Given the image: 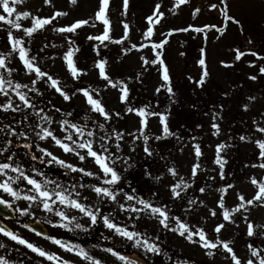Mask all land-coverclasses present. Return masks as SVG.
Wrapping results in <instances>:
<instances>
[{
	"label": "rangeland",
	"instance_id": "1",
	"mask_svg": "<svg viewBox=\"0 0 264 264\" xmlns=\"http://www.w3.org/2000/svg\"><path fill=\"white\" fill-rule=\"evenodd\" d=\"M148 1L149 0H129V7L125 13L123 0H110L107 16L110 20L111 40L100 43L99 41L88 39L89 36L101 35L104 31L105 26L103 22L95 19V13L100 7V0H77L76 4H72L71 0H52L51 4H45L44 0H23L22 3L15 5L17 11H29L32 15L27 18H20L19 23L22 27L19 30L8 25L6 22L0 21V39L4 31H9V29L16 31L15 33L17 34L12 32L13 35L22 38L24 44H26L24 45L25 48L29 49V56L36 57L35 63H38L42 70L47 71L49 74L58 78L61 81V86L70 93L76 88H84L89 85L93 88L101 89L97 98L102 100V103L105 105L106 109L112 113V116L117 112L118 107L123 104L120 100V92L118 88H112L111 86L105 87L106 81L100 78L98 69L94 67L95 61L101 58L107 60L108 74L113 79L123 80L128 85V100L131 98L136 99L138 106L135 108L147 106L149 111H156L165 114L167 108L165 107L163 99L168 97V92L166 91V88H161L160 92H163L162 95L160 92L157 93L156 91L161 84L165 83L162 79L161 67L159 64H155L150 73H148L147 69L149 64L145 65L141 60V57H145L148 60L155 59V52L151 46L152 43H158L165 38H169L168 43L159 51L162 52V58L168 66L173 90L175 85L178 84V87L183 91L185 86H188L190 83H192L191 85L197 86L194 81L197 78L199 79L202 71L197 61L201 57L200 49L205 48L206 63L210 72V76L207 79L208 82L204 85L206 90L208 89L209 84H215V86L220 87L223 95L227 93L226 97L229 96L228 99L225 97V101H229V103H231V101L239 102L241 105L240 108H242V120H236L237 123L240 124L239 126L237 124V132H234L238 138H236V142L233 146L231 145L228 150L222 149L220 152V155L227 160L228 164L232 159L231 154H234L236 149H238V162H241V170L231 181L223 180L214 182L215 179L220 177V168L215 163L217 145L231 141V136L222 124V113L218 114L217 111L212 108L205 109L202 113L193 117L189 130L183 135L184 140L178 150L174 160L175 162L170 165V167H175L178 174L173 176L168 170H166L161 175V179L158 181L157 191L159 201L154 200L151 202L155 206H167L170 217H180L182 221L187 223L189 227L193 229L203 227L208 233L209 238L213 241L216 240L213 231L215 225L224 222L226 226L222 230L220 237L223 240L231 242L230 246L242 261L246 262L247 259L252 258L256 261V264H258V259L252 257L248 244L251 243L255 248L260 250L261 256H264V236L260 235L261 232H264V228L259 227L264 225V206L254 203L253 205L248 206L249 211L244 212V210H241L240 213L233 214L235 223L223 221V210L218 206V200L221 195L218 189L225 187L228 184L234 185L233 188L228 190L224 197L225 207L231 210L239 203L238 194H243L245 199H251L258 191L257 186L251 183V178L253 176H255L257 180L264 181V169L251 167L252 164L258 163V148L254 141L257 139H264V134L257 132L255 125L253 124L254 119L261 121V114L264 113V74H260L258 70L259 66L264 64V60H258L252 55H246L240 61L234 62V49L237 47L244 50L254 49L261 54H264V0H228L230 14L240 19L243 23V33H241L238 25L231 22H225L220 13L215 9L209 8V5L212 3L219 4L220 0H190L189 3L181 5L179 8H173L176 0ZM158 3L162 5L161 11H163L165 15L159 24L154 25V34L151 37V40H146L143 38L144 33L149 26L146 18L149 15H152L153 10ZM197 7L201 8V11L197 13L194 18L192 13ZM57 11L66 12L67 15L57 17L51 24L46 25L43 29L33 33L31 37H28L24 33V28L33 26L34 17L39 16L41 18H48L53 16ZM0 13H2V9H0ZM11 19L15 20V14ZM79 19H88L89 24L77 29L75 33H59L53 31L54 28L70 25ZM124 23L129 25L128 38L120 44L112 42L119 40L124 36ZM224 24L227 25V30L219 39H217L219 33L214 29H206L207 39H205L203 33H196L191 29L188 32H173L171 36L167 37L164 35L171 29L186 28L189 25L195 27L217 25L219 27ZM68 37H71L72 40H74L75 37L82 40L81 44L78 46L75 45V47L79 48V52H76L73 57L78 68L87 70V75H82L79 80L73 79L67 69L66 62L63 59L64 54L69 48ZM249 38L253 41L252 44L248 43ZM5 39L6 43L11 46L7 39V34L5 35ZM185 40L187 44H191L194 42L193 40H195L194 50L189 56L183 55L182 53V42ZM132 44H145L147 46L131 49V51L125 52L124 50L131 48ZM45 45L48 46L45 47ZM97 45L99 46L98 57H92L90 55L86 56V53H84V57L81 56L82 51L87 52L88 54L90 53L89 51L96 53L93 48ZM190 47H193V45ZM87 48H89V50ZM221 61H226L232 66L224 67L221 64ZM249 61H255V66L250 67L248 63ZM9 63L8 67L13 68L16 71H14L11 77H9L6 70L0 69V73H3L5 79H11L13 83L19 82L31 86V80L35 79V76H30L26 73L22 62L19 59V53L11 57ZM250 75H256L258 78L253 81L249 79ZM189 77H192V79H189ZM241 82L245 83V85H242V88H244L243 91H234V87H237L235 83ZM36 87H38L40 91H44L49 98V100H42L40 95L30 92L29 96L34 98V101L38 102L39 106H42L44 103L48 104L43 105L45 108H51V103L61 105L62 107L60 108L62 109V112L73 111V116L71 118L68 117V119L75 122L78 121L77 118L83 120L82 116H85V114L91 117V120L103 121V117L90 111L82 94L77 93L70 101H64L63 98L56 93L54 89L45 84L44 81H39ZM186 90H188V88H186ZM8 91L12 99L16 103H20L18 98L15 97V94L12 93L11 89H8ZM25 91H27V89H25ZM181 91L175 93V97L169 96V98L182 101V99L186 97H183L184 95ZM157 95H160L161 98L158 99L157 106H154L153 100ZM250 96H254L256 99L250 101L248 99ZM209 99L213 101L215 97L212 96ZM5 101L6 97L0 95V103H4ZM189 104L190 102H185V106H188ZM244 104L249 105L247 110L244 109ZM158 106L161 109L158 110ZM214 115H216L215 121L213 120ZM61 118L62 117L60 116V119ZM122 118L124 119L117 131L126 133L124 141L121 142L123 145L122 155L126 156L132 151L131 141L133 139L131 136L127 135V133L135 132L138 135L139 132H137V129L140 127V118L135 113L128 112H126ZM11 119L14 118L8 119V116H4L3 111H0V125L3 126V121L8 120L5 124L11 123L15 126ZM233 121L234 119L231 117L227 123L232 125L234 123ZM213 122L220 125L219 135L213 134L214 129L211 127ZM52 127L56 130L58 135H61L58 123H54ZM149 129L155 133L154 137H156V135H162V126L159 117H148V128L145 129L144 134H146ZM241 135L251 137V141H241ZM31 142L49 148L55 155L70 163L77 164L79 167H84L94 172L99 171L98 167L91 162V159L85 162H80L72 154L63 153V151L57 148L50 140L40 141L35 135H33L31 137ZM196 144H199L202 153L199 158L196 157L194 151V145ZM98 145L99 141L97 140V148ZM225 150L226 154H224ZM33 151L39 155L35 148H33ZM112 151L115 152L114 144L112 145ZM8 154L9 153H5L0 156V162H6L5 160ZM20 158L21 156L19 154V159ZM128 163L130 164V161H128ZM196 163L200 164V168L196 177L193 178L191 170L192 166ZM27 164L28 166H23L28 174L43 181L44 177L38 176L31 171L33 166L32 163L28 162ZM132 165H134V163H132ZM115 167L120 170L121 167L126 169L127 165L123 161H117ZM7 171L8 176L15 177L17 175V173L12 172L11 170ZM48 173L54 174V172ZM72 173L75 176L86 177L81 173ZM8 176L0 174V182H3ZM47 177L54 180L49 176ZM92 178L95 181L102 182V180H99L96 177ZM181 178L189 183L191 187L186 190L187 199L184 198L185 191L181 193L183 199H174L170 186L178 183ZM56 182H59L64 188L69 190H71V185L75 184L74 181L70 184L68 182L66 183L65 180H59ZM122 182L123 180L121 178L118 186L121 185ZM201 184H203L202 187L206 190L204 193L199 192V195H196V191H198V187ZM12 186L21 193L19 199L11 197L7 193H4L3 190H0V197L10 201L13 208L18 211L20 209L29 208V212L26 214L27 217L30 219H43L47 224H49V221L55 224L60 221V217L56 216L54 212L43 210L42 205L39 202H31V207H29L30 202L25 200L23 195L25 193H35L28 191L32 186L27 185L26 181L21 180L12 182ZM54 186L55 185H48V188L51 189ZM76 190L88 197L87 200L82 199V203L92 206L93 210L99 207L101 212L108 211L107 215L111 214L110 218L113 219L115 223L128 227L130 231H137L141 233L142 237L148 238L152 243H156L161 249L159 254H164L161 264H170L168 256L165 255L169 250L174 254L177 253L178 257L180 256V258L174 259L173 264H232L230 255L227 254L222 247L221 250L225 253H217L213 250L215 255L209 257L206 255V252L201 245L191 243L185 237L180 236L179 233L163 228L159 223V219L156 216H153L148 210L139 213L120 211L116 203L111 202L108 198H98L90 188H80L77 186ZM188 191L192 192L190 193ZM155 195L151 194L152 199ZM73 198H75L74 193ZM190 199H194L196 203L194 205H189L188 201ZM200 201H204V203L201 204ZM120 202L125 203L126 205L134 204L137 208H143V205L136 201L129 202L122 198ZM54 207L64 210L70 217L75 216L77 218L76 221L70 225L71 229H79L75 228L76 222L83 224L86 229H89L92 226L90 219L78 210L67 208L60 205L59 202H57ZM210 209L216 210V217L210 215ZM137 215L139 216V219L136 218ZM245 216L249 218L255 227L256 235L252 236L258 238L255 242H252L251 237L247 235V224L244 219ZM169 223L172 227L176 226L174 220L170 219ZM61 232L64 234L65 228L61 227ZM96 233H101L99 235L102 236L105 241L109 239L112 243L128 248L130 251L137 253L144 258L147 263L152 262V257L155 259L154 256L156 254L147 252L143 247V244L135 246L134 241H130L126 237L120 236L115 233L114 230L107 229L103 222L99 224ZM223 234L229 240L224 239L222 236ZM194 239H198V237H194ZM4 240L8 244L16 245L19 248L32 253V251L23 248L22 245L14 240ZM103 244V239H101V241L98 240V243L91 241L87 249H84L90 256L101 260L102 264H125V261L116 258L112 253L106 251V246ZM44 245L47 250L63 260H69L75 264H92L91 261L83 259L74 252L65 251L59 246L53 244L50 240H45Z\"/></svg>",
	"mask_w": 264,
	"mask_h": 264
},
{
	"label": "snow or ice",
	"instance_id": "2",
	"mask_svg": "<svg viewBox=\"0 0 264 264\" xmlns=\"http://www.w3.org/2000/svg\"><path fill=\"white\" fill-rule=\"evenodd\" d=\"M23 0H0V9H2V13H0V21L6 22L8 25L13 26L15 29H21L22 25L19 23L20 18H27L32 14L29 11L18 12L15 5L22 3ZM52 0H44L45 4H51ZM190 0H176L173 8H179L181 5L189 3ZM72 4H76L77 0H71ZM110 0H100V7L98 11L95 13V19L100 20L104 24V31L101 35L97 36H89V40L99 41L103 43L104 41H110V20L107 16V10L109 7ZM123 7L125 13L129 7V0H123ZM161 4H156L152 15H149L146 19L148 21V27L144 33V39L151 40V37L154 34V25L159 24L164 17V12L161 11ZM210 9H215L218 13H220L225 22H231L239 26L241 33L244 32V26L240 19L236 18L234 15L230 14V6L228 0H220L219 4L212 3L209 5ZM171 11V9H170ZM201 11V8L197 7L194 9L192 15L195 18L196 14ZM15 14V20L11 19V17ZM66 12L57 11L55 14L48 18H41L39 16L33 18V26L24 28V33L31 37L33 33L37 32L40 29H43L46 25L52 23L57 17L66 16ZM88 19H79L73 22L70 25H66L64 27L54 28L53 31L59 33H75L77 29L82 26L88 25ZM124 36L119 39L112 41L114 43H123L125 39L128 38L129 25L124 23ZM194 30L196 33H203L205 35V39H207L206 29H214L219 33L217 39L223 36L227 30V25L224 24L222 26L217 25H204L203 27H195L193 25H189L186 28L180 29H171L168 33L164 34L167 36H171L173 32H188L189 30ZM7 39L11 44V51L7 53L0 52V69H4L7 71L8 76L11 77L12 73L16 71L13 68L8 67V61L13 55L14 52L19 53V59L22 62L24 69L28 75H34L35 79L31 80V86L29 84H21L19 82L13 83L11 79H5L3 73H0V95L6 97V101L4 103H0V111L12 113H19L21 115L20 120L14 121L15 126L13 124H3L0 126V133H5V138L3 143L0 144V156L5 153H9L6 157L7 162H0V174L8 176V171L11 170L14 173H17L15 177L8 176L3 182H0V190H3L4 193H7L11 197L19 199L21 197V193L17 191L13 186L12 182L15 181H26L27 185H31L32 187L28 190L29 192H34L35 194H27L23 195V198L30 202L29 207H31V202H39L42 205L43 210L47 212H54L56 216L60 217V221L57 222L54 226L63 227L65 229L72 230L70 225L76 221L75 216H68L66 212L62 209L55 208L54 205L59 202L60 205H63L67 208H72L78 210L80 213H83L90 219L91 225H95L99 220H102L104 226L107 229L114 230L115 233L119 234L122 237H126L130 241H134L135 246H140L143 244V247L147 252L153 254H159L161 252L160 247L156 243H152L148 238L142 237L141 233L137 231H130L128 227L118 225L110 218V215L103 214L99 207L93 210L92 206L82 203L81 200H87L88 197L84 196L81 192L77 191V186L80 188H90L98 198H108L111 202H114L118 205L120 211H130L139 213L141 211L148 210L153 216H156L159 219L160 225L163 228L168 229L169 231L177 232L180 236L185 237L189 242L194 244H199L205 250L206 255L212 257L215 255L213 252L214 249H218L220 247L230 255V259L232 264H256L252 258L247 259V261H242V259L236 254L233 248L230 246L231 242L226 241L220 238L222 230L225 228V223L221 222L215 225L213 231L216 234V240L213 241L209 238L208 233L205 231L203 227H199L193 229L189 227L187 223L182 221L180 217H170L169 210L167 206H155L151 201L144 200L142 198L134 197L131 194L124 193V198L127 201L137 200V202L143 205V208H137L134 204L121 203L118 200V196L121 195L122 189L113 188L111 186L117 185L121 180V173L117 171L115 165L117 161H123L127 167H132L131 164L128 163L131 160V157H126L122 155L123 145L122 141L125 139L126 133L122 131H117L115 129L109 130L108 121L112 119V113L109 112L105 105L102 103V100L97 98L100 94L101 89L93 88L91 85L84 88H76L71 93L65 90L64 87L61 86V81L49 74L47 71L42 70V68L35 63L36 57L29 56V49L25 48L24 42L22 38L15 37L13 33L9 30L7 31ZM69 48L68 51L64 54L63 59L66 62V66L71 76L75 80H79L82 75H87V70L78 68L76 62L73 57L76 52H79V48L75 47V42L71 37H68ZM168 43L167 38L161 40L158 43H152V49L155 52V59L148 60L145 57H141V60L145 65L148 64H159L161 67L162 79L165 82L161 84L160 87L156 89L157 93L160 92L161 88H166L170 97L175 96V92L171 85V77L169 74L168 66L165 64L162 58V50L164 46ZM249 44H252L253 41L251 38L248 40ZM48 45H45L47 47ZM145 44H132L131 48L125 49V52L131 51V49L143 48L146 47ZM43 50V49H41ZM93 50L99 56V46H94ZM235 56L234 62L240 61L246 55H252L256 57L258 60H264V54L254 50V49H241L239 47L234 49ZM201 57L198 59L197 63L201 67V75L196 83L198 86L203 87L208 77L210 76V72L208 70V66L206 63V50L205 48L200 49ZM249 66H255V61H249ZM221 64L224 67H231L232 65L226 61H221ZM94 67L98 69L99 76L102 80L106 81L105 87L111 86L112 88H118L120 92V100L123 103L128 101L129 97V88L128 85L123 80L113 79L107 71V60L104 58L98 59L94 63ZM259 73L264 74V64L259 66ZM258 77L256 75H250L249 79L256 80ZM192 79V77H189ZM39 81H44L50 88L54 89L56 93H58L64 101H70L73 96L77 93H80L84 96L86 100V104L89 106L90 111L92 113H97L99 116L103 117V122L98 120H91L87 114H85L83 118V123L75 122L68 117H71L73 113L71 112H62L61 108L56 105H52L51 109L46 110L44 107H38L34 102V98L29 96V93H36L37 95H43L38 87H36ZM8 89H11L12 93L15 94V97L18 98L20 103H16ZM27 89V91H25ZM227 95V93H225ZM250 101H254L256 97L250 96L248 98ZM174 102V101H173ZM221 107H223L221 105ZM244 109L247 110L249 105L244 104ZM28 109L32 110V114L38 117V122L32 123L29 120V112ZM57 113H61L62 118L56 120L55 117L51 114L52 111ZM128 113H135L139 119L140 127L137 129L139 132V136L134 133H127V135L131 136L133 139L131 141V150L135 151V141L143 137L144 141V152L147 156L153 155V149L149 146V136L145 135V129L148 128V117L149 116H157L159 117L160 124L162 126V136H176L177 139H182L178 133L172 132L168 123V116L164 113H159L156 111H149L148 107H140L135 108L132 106H127L125 109ZM116 116H119L120 113H115ZM262 120L257 121L253 120V124L255 125V129L257 132L264 134V113L261 114ZM213 120H216V115L213 116ZM54 123L59 124L60 133L58 135L56 130L52 127ZM91 123V127L89 124ZM199 127V125H198ZM212 129H214V135H219L220 125L216 122H213L211 125ZM97 129L102 133L97 137ZM35 135L40 141H51L54 145L63 151L65 154H72L75 156L80 162H85L91 159V162L94 163L99 171L94 172L84 167H79L77 164L70 163L65 159L60 158L55 155L53 151H51L47 147H43L40 144H33L31 142V137ZM15 137V141L12 139ZM155 139H161V136H156ZM195 139V138H193ZM97 140L99 141L98 148L96 147ZM241 141H251V137L241 135ZM256 147L258 148V163L252 164L251 167H258L264 169V139H257L254 141ZM114 144L115 152L112 151V145ZM224 144L217 145V155L215 159V163L220 168V176L223 179L224 177V167L227 163V160L224 159L220 155L222 149H224ZM13 148L16 149H25L23 155L29 156L32 161L39 162L41 164H58L66 170H69L74 173H81L83 176L96 177L99 180H102V185H84L82 183L71 185V190L64 188L61 184L56 181L48 178L46 174L40 171L39 168L34 165L31 168V171L36 173V175L44 177L43 181L38 180L33 175H29L23 166V162L19 159V154L16 151H13ZM35 148L39 155L36 152H33L32 149ZM194 151L197 158H199L202 153L199 144L194 145ZM247 166V165H246ZM200 168V164L196 163L192 166L191 175L193 178L196 177L197 172ZM127 170V168L125 169ZM168 172L176 176L177 170L175 167L168 168ZM102 173V175H101ZM151 175V173H147ZM157 180L161 179L160 176L156 177ZM214 179V178H212ZM194 182V181H193ZM251 183L256 185L258 191L251 199H245L243 194H238L239 203L231 210L225 207V195L228 190L233 188L234 185L228 184L225 187L218 189L220 192V197L218 200V206L222 209V218L223 221L235 223L234 213H240L241 210L244 212L249 211L248 206L253 205L254 203L260 204L264 206V181L257 180L255 176L251 178ZM48 185H55L51 189L48 188ZM191 185L183 180L178 183H175L170 186V190L173 198H182L181 193L186 191ZM59 189V190H58ZM205 188L201 187L199 191L201 193L205 192ZM73 193L75 194V198H73ZM189 205H194L196 201L194 199H190L188 201ZM201 204L204 201H200ZM0 204L6 205L11 208V202L0 197ZM21 214H28L29 208L20 209ZM210 215L212 217L217 216V212L215 209H210ZM139 219V216L136 217ZM175 221V227H172L169 221ZM245 222L247 224V235L252 237L256 235L255 227L253 223L249 220L247 216L244 217ZM49 223H52L49 221ZM28 227V225H25ZM134 227V225H133ZM260 228H264V225L259 226ZM75 228L83 229L87 231L83 224L79 222L75 223ZM35 231V229H32ZM0 233H3L5 236L10 237L12 240L17 241L19 244L27 246V248L31 249L32 252L37 253L41 257H46L48 260H57L58 264H72V261L63 260L62 258L56 256L53 253H49L45 249L37 246L34 243L29 242L27 239L22 236L13 233L12 231L6 230L4 227L0 226ZM37 235H42V233L37 232ZM260 235L264 236V232H261ZM194 237H198V239H194ZM47 239L51 240L54 244L58 245L60 248L64 249L67 252H74L76 255L82 257L85 260H89L92 264H102V261L92 257L89 253L82 248L80 245H74L70 242H65L61 239H57L54 236H47ZM158 239V237H157ZM3 247V245H0ZM248 248L251 250L252 257H256L258 259V264H264V256H261L260 250L255 248L251 243L248 244ZM106 251L112 253V255L116 256L118 259L125 261V264H137V261L130 259L127 256L121 255L119 252L114 251L112 248L106 249ZM0 264H9V262L2 256H0Z\"/></svg>",
	"mask_w": 264,
	"mask_h": 264
},
{
	"label": "trees",
	"instance_id": "3",
	"mask_svg": "<svg viewBox=\"0 0 264 264\" xmlns=\"http://www.w3.org/2000/svg\"><path fill=\"white\" fill-rule=\"evenodd\" d=\"M9 30L11 32H14V34H17L15 33L16 31L11 30V29ZM6 34H7V31H4L0 39V52H3V53H7L11 51V46L8 43H6V39H5ZM73 41L75 42V45L77 46L82 43V40L77 37H75ZM193 41L194 42H192L191 44H187L186 40L182 42L183 55L189 56L193 52L195 40ZM192 45L193 47H190ZM87 49L89 50V48ZM89 52L90 53L88 54L87 52L82 51L81 56L84 57V53H86V56H89V55L92 57L98 56L96 53H92L91 51ZM15 54H18V51L14 52L11 57H13ZM8 64H10L9 61H8ZM154 66L155 65L149 64L148 69H147L148 73H150L152 67ZM196 80L197 79H195L194 82H196ZM191 84L192 83L188 84V86H185V89H183V91H181V88L178 87V84L175 85L174 92L177 93L181 91L182 94L184 95L183 97H186V98H183L182 101L170 99L169 94H168V97L163 99L164 104L167 106L166 115L168 116L169 127L172 130V132L178 133L182 139H177L176 136L163 137L161 135V139L157 140L152 135V133L150 134V132H147L145 135H148V136L150 135L148 143H149V146L153 149V155L147 156L143 150L144 149L143 137L140 136V138L135 141V151H133L131 154L128 155V157L139 160L138 167L140 168V175H137V172L134 170L126 171V182L124 184V190H128V188L131 187L133 183L136 185L131 187L132 189L130 192L131 194L137 191L138 185H140V188H141V192H142L141 197H143L144 195H147V193L157 192L158 191V181H160V179L157 180L156 177L158 176L161 177V175L166 170H168L170 165L175 162L174 160L176 158L178 150L184 140L183 135L187 133V130H189L193 117L199 113H202L205 109L212 108V109H215L218 114L222 113V124L225 126V129H227L228 134L231 136V141L224 143L225 145L224 149L228 150L230 146L231 145L233 146V144L236 142V138H238L237 135L235 134L237 132L236 128H237V124L238 126L240 124V123H237L236 120H242L241 119L242 108H240L241 107L240 103L232 102V101L231 103H229V101H225V97L227 95H223V93L220 90V87L215 86V84H209L210 86L208 85L207 90L205 86L200 88V86L198 85L194 86ZM184 85H179V86H184ZM235 85L237 87H234V91L239 92V91H243L244 88H242V85H245V83L243 82L235 83ZM186 88H188V90H186ZM41 92L43 93V95H40L41 99L49 100L48 95L44 91H41ZM160 94L162 95L163 92L161 91ZM212 96L215 97L213 101L209 99ZM159 98H161L160 95H157V97L154 98L153 103L155 105L158 104ZM228 98L229 96L226 97V99ZM34 102L37 104L38 107H43V105H48L47 103H44L42 106H39L38 102L36 101ZM185 102L186 103L190 102V104L188 106H185ZM53 104L59 108L62 107L61 105H58L55 103H51L50 106H52ZM133 105H128L127 102L125 103L124 108L119 110L120 115L119 116L115 115L114 119L108 122L109 130L118 129V127L120 126V124L122 123L124 119L122 118V116H123V112L125 111L126 107L133 106ZM221 105L223 107H221ZM45 109L49 110L51 108H45ZM27 111L30 114L29 120L32 123L38 122V117L32 114V110L28 109ZM69 112L73 113V111H69ZM3 113H4V116H8V119L14 118V119H11L13 122L21 119V115L19 113H12L11 111L3 112ZM51 114L55 117L56 120L60 119L61 113H57L53 110ZM231 117L234 119L233 121L234 123L232 125H229V123L227 122L229 121V119H231ZM7 121H3V124H5V122ZM100 122H103V121H100ZM89 126L91 127V124ZM96 131H97V134H101L99 129H97ZM4 138H5V133H0V144L3 143ZM12 139L15 141V137H12ZM15 150H20V149L13 148V151ZM226 150L224 154H226ZM236 151H238V149H236ZM236 154H237L236 152L234 154H231L232 159L229 161L228 164L227 163L225 164L224 175H226L228 178H230V176L232 178L235 174H237L241 170L240 169L241 162H238L239 155H236ZM5 161L7 162V160ZM147 173H151V175H148ZM80 178L81 177L78 178L79 181H82L83 179H80ZM85 182L87 184L95 183L94 181L90 180V178H86ZM96 185H100V184L96 182ZM198 193L199 191H197V194ZM157 199H158V196H157ZM160 261H161L160 256L156 257L154 260L155 263H159Z\"/></svg>",
	"mask_w": 264,
	"mask_h": 264
},
{
	"label": "flooded vegetation",
	"instance_id": "4",
	"mask_svg": "<svg viewBox=\"0 0 264 264\" xmlns=\"http://www.w3.org/2000/svg\"><path fill=\"white\" fill-rule=\"evenodd\" d=\"M11 207L13 208V206ZM13 210L14 212H9L6 209L4 210L0 209V223L10 228L13 233H16L22 236L23 238L27 239L29 242L34 243L37 246L51 253L49 250L46 249L44 245V241L49 240L46 238L47 236H54L57 239H61V235H60L61 227L54 226L57 224V222L56 224L49 223L47 225V223L44 222L43 219H36V218L30 219L29 217H27L26 214L22 215L21 212H19L15 208H13ZM33 220H38L44 226H46L49 231V234L43 237V236L37 235L36 233L32 232L31 230H29L28 227H25V225L29 221H33ZM6 238L8 239L10 237L5 236L3 233H0V245H3V247H0V256L4 257L9 262V264H58L57 260L50 261L46 257L39 256L37 253H34V252L30 253L24 249L23 250L18 249L16 246L6 243L4 240ZM75 243L79 244V240L75 239ZM23 246L27 247L25 245Z\"/></svg>",
	"mask_w": 264,
	"mask_h": 264
},
{
	"label": "water",
	"instance_id": "5",
	"mask_svg": "<svg viewBox=\"0 0 264 264\" xmlns=\"http://www.w3.org/2000/svg\"><path fill=\"white\" fill-rule=\"evenodd\" d=\"M2 204H0V206H1ZM37 226V227H39L40 229H38L37 231H41V230H43L40 226H38L39 224L38 223H35L34 225H32V227H34V226ZM36 230V229H35ZM44 231V230H43ZM124 256H127V257H129L130 259H132V260H135V261H137L138 263H140V264H145V262L141 259V258H139L136 254H134V253H124Z\"/></svg>",
	"mask_w": 264,
	"mask_h": 264
}]
</instances>
